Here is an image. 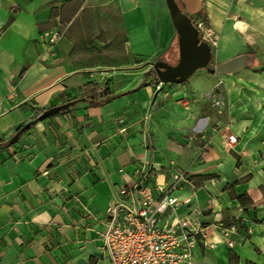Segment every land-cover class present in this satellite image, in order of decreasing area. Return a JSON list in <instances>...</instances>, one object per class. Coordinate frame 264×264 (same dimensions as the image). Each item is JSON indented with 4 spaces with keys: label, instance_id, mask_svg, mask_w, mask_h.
Returning <instances> with one entry per match:
<instances>
[{
    "label": "crops",
    "instance_id": "crops-1",
    "mask_svg": "<svg viewBox=\"0 0 264 264\" xmlns=\"http://www.w3.org/2000/svg\"><path fill=\"white\" fill-rule=\"evenodd\" d=\"M179 1L207 18L212 62L253 66L157 90L149 68L178 46L166 0H0V142L86 100L0 145V264H111L108 211L138 169L155 195L186 174L195 264H264V0Z\"/></svg>",
    "mask_w": 264,
    "mask_h": 264
},
{
    "label": "built area",
    "instance_id": "built-area-1",
    "mask_svg": "<svg viewBox=\"0 0 264 264\" xmlns=\"http://www.w3.org/2000/svg\"><path fill=\"white\" fill-rule=\"evenodd\" d=\"M195 24L201 38L212 44L211 29L203 22ZM46 37L55 45L59 34L51 32ZM162 87L157 82L156 89ZM237 142L238 138L230 135L227 145L232 147ZM137 173L140 179L136 186L122 188L110 206L102 233L104 255L111 264H195L194 251L203 233L199 212L195 209L191 215H180L182 207L190 202L175 195L187 181L186 174L178 172L171 184L156 186L155 195L145 187L147 172L138 169ZM231 232L226 229L224 236L228 238Z\"/></svg>",
    "mask_w": 264,
    "mask_h": 264
},
{
    "label": "water",
    "instance_id": "water-1",
    "mask_svg": "<svg viewBox=\"0 0 264 264\" xmlns=\"http://www.w3.org/2000/svg\"><path fill=\"white\" fill-rule=\"evenodd\" d=\"M166 4L178 35L179 59L175 65L159 60L152 65L147 75L153 74L157 82L163 85H180L188 82L200 70H205L212 75L231 76L244 68L253 66L255 56L251 54H242L219 64L212 62V46L201 38L200 32L192 18L181 9L177 0H166ZM85 101V99L76 100L46 110L36 120L26 124L21 131L17 132L9 144H15L21 137L22 131L36 122L59 115L62 111Z\"/></svg>",
    "mask_w": 264,
    "mask_h": 264
},
{
    "label": "trees",
    "instance_id": "trees-1",
    "mask_svg": "<svg viewBox=\"0 0 264 264\" xmlns=\"http://www.w3.org/2000/svg\"><path fill=\"white\" fill-rule=\"evenodd\" d=\"M177 2H178V4H179V6L181 7V9L186 13L185 8H184V6L182 5V3H181L179 0H177ZM190 17L192 18V20H193L194 23H197V22H203L204 24L209 25V22H208L207 18L205 17V15H203L202 12L199 13V14H196V15L190 16ZM85 97H89V96L86 94ZM43 112H44V111H42V113H43ZM38 115H40V113H39ZM32 126H33V125H32ZM32 126L29 127V128H27V129H25V130H23V131H22V134L27 133V132L32 128ZM23 128H24V126H21V127L18 129L17 132L21 131ZM4 144H5V145H9V142H8V141H6V142H4V143L0 142V145H4ZM262 191L264 192V187L262 188ZM236 198L238 199V201L240 202V204H241L242 206H247V205H250V204L252 203V202L250 201V199H249L247 196H240V197H236Z\"/></svg>",
    "mask_w": 264,
    "mask_h": 264
},
{
    "label": "rangeland",
    "instance_id": "rangeland-1",
    "mask_svg": "<svg viewBox=\"0 0 264 264\" xmlns=\"http://www.w3.org/2000/svg\"><path fill=\"white\" fill-rule=\"evenodd\" d=\"M166 34H167V30L164 26H162V39L166 38ZM213 37H214L213 42L216 43L217 38H216V36H213ZM213 42H212V44H213ZM163 58L165 59V61L168 64L175 65L179 59V48H178V46L175 47V50L167 52L163 56ZM149 69H151V67Z\"/></svg>",
    "mask_w": 264,
    "mask_h": 264
}]
</instances>
